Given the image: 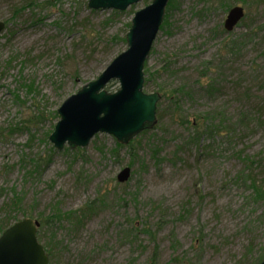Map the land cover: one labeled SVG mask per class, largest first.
Returning <instances> with one entry per match:
<instances>
[{
	"label": "rangeland",
	"instance_id": "374dc122",
	"mask_svg": "<svg viewBox=\"0 0 264 264\" xmlns=\"http://www.w3.org/2000/svg\"><path fill=\"white\" fill-rule=\"evenodd\" d=\"M152 1L115 17L92 13L89 0H0V225L68 215L43 230L49 264H148L156 252L159 264H243L264 254V203L240 179L246 157L264 159V0H178L147 61L145 93L166 96L158 124L132 150L108 134L79 153L50 141L55 113L128 49L127 25ZM236 6L246 19L227 33Z\"/></svg>",
	"mask_w": 264,
	"mask_h": 264
},
{
	"label": "water",
	"instance_id": "95a60500",
	"mask_svg": "<svg viewBox=\"0 0 264 264\" xmlns=\"http://www.w3.org/2000/svg\"><path fill=\"white\" fill-rule=\"evenodd\" d=\"M141 0H89L94 11H126ZM170 0H153L135 13L132 27L127 34L128 49L117 56L97 79L84 85L76 94L64 101L58 109L60 117L50 141L61 151L85 148L98 134L113 136L118 143L128 145L144 131L158 123L159 93L147 94L145 65L165 19ZM245 17L242 7H233L225 20L228 33L234 31ZM5 23L0 22V35ZM118 81L120 88L114 93L109 84ZM131 169H123L117 179L127 182ZM40 224L24 219L9 227L0 237V264H49L50 258L38 241ZM264 264V261L261 263Z\"/></svg>",
	"mask_w": 264,
	"mask_h": 264
},
{
	"label": "trees",
	"instance_id": "16d2710c",
	"mask_svg": "<svg viewBox=\"0 0 264 264\" xmlns=\"http://www.w3.org/2000/svg\"><path fill=\"white\" fill-rule=\"evenodd\" d=\"M219 3L222 5V6H230L229 5V1L227 0H219ZM35 5V3L33 4V6ZM177 5H178V0H170L169 2V5L167 7V11H166V16H165V21H164V24L162 25L161 27V30H164L165 28L168 27L169 25V14L175 10L177 8ZM230 7H226V10H228ZM92 13H95L93 12L92 10ZM122 12H117V11H114V14L116 15L115 17L121 15ZM15 16H18L17 14ZM114 17V18H115ZM246 19V16L245 18L242 20V22L239 24L241 25L243 23V21ZM113 20V19H112ZM110 22H112L110 19H109ZM108 21V22H109ZM8 26V23L6 22V27ZM128 29L131 28V24L127 25ZM7 29V28H6ZM123 41L125 43L126 42V37L123 39ZM153 81V75L152 73L150 72L149 69H147V64H146V67H145V86L151 84ZM30 92H32L33 88L30 87L29 88ZM165 95H162L161 96V100L162 99H165ZM158 113V112H157ZM58 115L57 112L55 113V116ZM158 117V115H157ZM190 125L192 127H194L195 129H197L196 125H194V123H190ZM149 131H145L143 132L141 135H145L147 134ZM197 134V132H196ZM135 143V140H133L130 144H129V148L130 150H132L131 148L133 147V144ZM117 145V148H123V146L119 143H116ZM69 148H67V151L69 152ZM116 150V149H115ZM81 151V149H77L76 150V153H79ZM102 151V150H101ZM119 151H115L114 153L117 155ZM154 155V157H156L159 152L158 151H154L152 153ZM246 160H244L246 166H245V171L241 174L240 176V179H242L241 181H244L246 184H248V188L251 190V194L252 196L254 197V201L256 203H264V159L263 160H256L255 158H250V157H246L245 158ZM49 161V160H48ZM48 161H46V164L48 165ZM157 162H161L159 159H156ZM37 166L40 167V164L37 163ZM46 166V165H45ZM130 166H132V164H130ZM239 179V178H238ZM19 197H17L15 200L11 201L10 203V207H20V203H22V201H18L17 202V199ZM88 210L90 212H93V207L90 205L88 207ZM72 216L73 215H76L75 213H72L71 214ZM63 217H66L68 215H63V214H59V215H56L54 216L53 218H40L38 221L40 223V228H39V232H38V238L40 241H43V230L45 227H49L51 226L56 220H60L61 218ZM11 219H14V218H11ZM10 218H8L4 223H2L0 225V236L2 235V233L8 229L10 226H12L14 223L11 221ZM145 229L142 230L143 233L147 234V235H152V232L150 230H148L145 226H144ZM49 254L50 257L51 256V244L50 246L47 245L45 246ZM53 248V247H52ZM245 258L247 259H244V263L243 264H261L263 261H264V254H261L259 255L257 258H254V257H251L250 255H247ZM252 259V261H251ZM148 264H159V258L157 256V252L154 253V255L149 259V262ZM198 264H201V258H198Z\"/></svg>",
	"mask_w": 264,
	"mask_h": 264
}]
</instances>
